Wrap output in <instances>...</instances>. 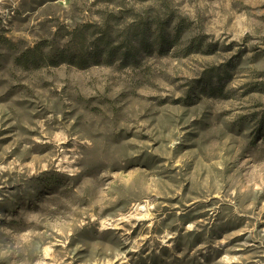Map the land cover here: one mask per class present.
I'll return each mask as SVG.
<instances>
[{
  "label": "rangeland",
  "instance_id": "obj_1",
  "mask_svg": "<svg viewBox=\"0 0 264 264\" xmlns=\"http://www.w3.org/2000/svg\"><path fill=\"white\" fill-rule=\"evenodd\" d=\"M141 18L137 63H15ZM0 264H264V0H0Z\"/></svg>",
  "mask_w": 264,
  "mask_h": 264
},
{
  "label": "trees",
  "instance_id": "obj_2",
  "mask_svg": "<svg viewBox=\"0 0 264 264\" xmlns=\"http://www.w3.org/2000/svg\"><path fill=\"white\" fill-rule=\"evenodd\" d=\"M162 18L153 19V23L143 20L134 21L121 31L105 22V27L97 24H84L77 29L68 31L72 46L55 47L50 51L43 50L44 42L33 48H28L16 54L15 63L27 68H36L41 65H58L61 63L75 64L86 67L89 63L99 64L102 61L110 62L115 56L122 60L133 59L137 52L149 49L155 43L163 45L169 42L167 38V21ZM118 26V23H116ZM182 31L179 25L175 27V36ZM8 43L9 40L6 39ZM102 58V59H99Z\"/></svg>",
  "mask_w": 264,
  "mask_h": 264
}]
</instances>
